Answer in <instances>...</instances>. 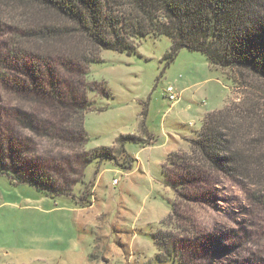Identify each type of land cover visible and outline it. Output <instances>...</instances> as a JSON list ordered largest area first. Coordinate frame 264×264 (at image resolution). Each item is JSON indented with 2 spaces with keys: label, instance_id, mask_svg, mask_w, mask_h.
I'll return each instance as SVG.
<instances>
[{
  "label": "rangeland",
  "instance_id": "rangeland-1",
  "mask_svg": "<svg viewBox=\"0 0 264 264\" xmlns=\"http://www.w3.org/2000/svg\"><path fill=\"white\" fill-rule=\"evenodd\" d=\"M8 36L0 31L1 55ZM170 48L166 36L142 38L131 54L102 50L83 74L55 63L56 103L0 81V152L14 149L29 166L47 164L66 193L48 196L0 175V264H264V195L253 201L213 173L173 191L160 165L171 137L184 140L174 152L187 153L207 112L250 96L264 101L256 90L264 84L251 78L246 85L235 71L213 69L202 53L186 49L167 63ZM4 67L0 76H20ZM168 86L178 92L177 104L165 98ZM83 100L92 106L81 121ZM60 130L76 140L60 138ZM122 135L154 144L125 141L121 154ZM113 146L114 159L96 155L86 165L93 149ZM156 234L167 235L161 251Z\"/></svg>",
  "mask_w": 264,
  "mask_h": 264
},
{
  "label": "trees",
  "instance_id": "trees-1",
  "mask_svg": "<svg viewBox=\"0 0 264 264\" xmlns=\"http://www.w3.org/2000/svg\"><path fill=\"white\" fill-rule=\"evenodd\" d=\"M0 31L9 34L0 64L5 70L20 73L17 79L0 76L2 84L53 103L62 94L55 63L83 74L84 67L99 60L102 50L131 54L146 37L166 36L171 40L164 57L167 63L186 49L202 53L213 69L235 71L246 85L251 78L264 84V0H0ZM41 73L50 84L48 93L40 85ZM103 92L107 94V90ZM252 97L207 112L198 137L187 140L188 152L168 154L161 168L173 191L178 185L207 180L213 173L245 188L251 200L261 201L264 101ZM83 101L77 108L81 121L92 106V102ZM59 136L76 140L75 135H65L62 130ZM125 141L141 143V147L150 144V139L122 135L116 143L121 154ZM114 146L93 149L86 165L96 155L114 159ZM125 157L131 160L127 154ZM43 166L51 169L47 164L29 166L14 149L7 155L0 152V175L33 185L48 196L66 194ZM164 236H155L160 251Z\"/></svg>",
  "mask_w": 264,
  "mask_h": 264
},
{
  "label": "built area",
  "instance_id": "built-area-1",
  "mask_svg": "<svg viewBox=\"0 0 264 264\" xmlns=\"http://www.w3.org/2000/svg\"><path fill=\"white\" fill-rule=\"evenodd\" d=\"M164 94H165V98L170 103H175V102H177L180 99V96L178 95V93L175 91V89L172 86H168L165 89Z\"/></svg>",
  "mask_w": 264,
  "mask_h": 264
},
{
  "label": "crops",
  "instance_id": "crops-1",
  "mask_svg": "<svg viewBox=\"0 0 264 264\" xmlns=\"http://www.w3.org/2000/svg\"><path fill=\"white\" fill-rule=\"evenodd\" d=\"M177 92V91H176ZM178 93V92H177ZM179 101V100H178ZM176 104H177V102H175ZM176 104H174L175 106H176ZM171 141H172V147L173 148H171L172 150H171V152H169V153H167L166 155L168 156V154H170V153H172V152H174V150L175 149H177V148H175L176 146V144L178 145V144H180L179 142H182V140H183V138H181V137H178L177 135H175V137H171V139H170ZM184 141V140H183ZM187 143V142H186ZM154 144V140H151V138H150V144H148L147 146H145V147H148V148H150L152 145ZM144 148V147H143ZM128 155V154H127ZM129 156V155H128ZM166 156V157H167ZM165 160V159H164ZM163 160V161H164ZM135 161L136 162H139L138 160H136L135 159ZM163 163L161 162V164L160 165H162ZM91 206V205H90ZM90 206H88V207H90Z\"/></svg>",
  "mask_w": 264,
  "mask_h": 264
}]
</instances>
